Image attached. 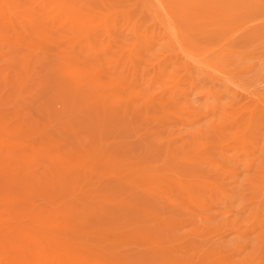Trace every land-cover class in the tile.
I'll return each instance as SVG.
<instances>
[{"label": "rangeland", "instance_id": "374dc122", "mask_svg": "<svg viewBox=\"0 0 264 264\" xmlns=\"http://www.w3.org/2000/svg\"><path fill=\"white\" fill-rule=\"evenodd\" d=\"M38 1L48 9L57 5L53 0ZM117 1L79 0V3L104 13L108 6L105 2L111 5ZM121 1L129 3V0ZM177 2L179 9L174 10V18L165 10L147 12L142 14L135 28L133 23L129 24L133 28L127 29L126 22H120V28H113L110 33L104 28L96 31L99 40H104L97 50L79 46L81 69L78 72L74 69L73 73L91 77L88 71L91 65L96 68L102 65L105 71L97 84L84 88L91 90L87 94L82 90L75 94V89L67 84L71 67L64 53L37 55L46 60L33 76L38 75L40 79L29 80L28 85L21 83L27 72L24 66L27 51L10 40L4 43L0 40L3 51L0 117L16 125L26 123L42 131L49 130L50 137L66 148L100 150L115 160L151 171L150 183L146 178L148 174L131 178L127 174L98 170L89 174V178L79 177L62 191L55 185L59 198L47 207L50 213L66 217L57 218L68 221L59 229L72 230L75 236L99 231L106 226L103 221H108V217L114 219L112 224L121 230L138 226L136 238L132 239L133 233L124 243L123 240L114 245L121 257L120 264H218L221 255L225 256L226 264H264L261 174L264 126L252 127L253 134L249 132L259 143H250L245 149L241 139L251 111L264 107V0H175ZM2 31L4 28L0 25V33ZM57 31L59 36L67 32L65 29ZM167 31L186 32L190 37L200 38L201 53H197L202 55L190 51L193 58H198L196 62L189 58L190 52L185 53L186 48L182 50L185 46L176 39L178 35L174 33V39ZM64 45L67 46L57 41L52 49L57 51ZM122 51L126 53L121 54ZM239 51L245 53L241 58L236 57ZM93 52L98 54V59H91ZM126 56L143 58L142 62L152 60V66L140 62L133 68L125 62ZM209 56L221 70H212L203 61L199 63L200 58ZM184 59L196 66L198 81L195 84L188 81L176 85ZM165 61L161 68L160 63ZM203 68L217 73L222 81L212 86V78ZM155 71L162 75L154 82L150 79L151 72ZM111 76L123 83L114 89L116 92L107 84ZM238 83H242L240 87ZM141 89L149 93L151 96L147 98L152 100H147L146 95L138 97L137 91ZM110 90L113 94L107 97ZM117 92L121 94L119 98L115 96ZM176 109L181 112L178 117L168 115ZM43 150L36 153L47 156L48 152ZM49 159L48 156L31 167L32 179L45 184L61 178L62 173L67 178L74 176L72 167L57 171ZM30 199L36 203L44 201L41 195L35 194ZM111 202L114 207H110ZM130 205L144 206L146 212L132 210ZM106 207L114 211L115 218L104 211ZM255 218L261 219V223L253 229ZM227 220L232 223H226ZM162 221L169 225L165 227ZM148 229L162 239L147 238ZM168 245L175 246L176 250L167 256Z\"/></svg>", "mask_w": 264, "mask_h": 264}, {"label": "bare ground", "instance_id": "6f19581e", "mask_svg": "<svg viewBox=\"0 0 264 264\" xmlns=\"http://www.w3.org/2000/svg\"><path fill=\"white\" fill-rule=\"evenodd\" d=\"M55 2L57 5L48 9L43 7V4L38 0H0V25L4 28V31L0 33V40H2L3 43L7 40H10L14 44H19L20 47L26 49L27 52L25 53L26 59L24 61V66L26 67L27 72L21 82L26 85L29 84V80L34 79V81H36V79H40V76L38 75L35 78L33 76H35L34 74L38 72L37 68H40L43 64H45L44 61L46 60L43 61L42 59H39L37 55H43L47 53H64L69 59V61L66 62L68 63V66L71 67L67 77V84L72 89H75V94H78V91L80 93L81 90L85 94H87V92L91 93V90H84V88L92 83L95 84L97 79H100L105 75V71L101 68L102 65H99L97 68L93 65L88 67V71L92 73L91 77L88 75H80L76 72H72L74 69H77V72L78 69H81L79 66L81 61H79L80 45L95 51L97 50L98 46L103 43L104 40H99L97 34L95 33L96 31L104 28L106 33H110V30H113V28H120V22H126L127 29L130 28L131 25L129 26V24L131 23H133V27L135 28L136 22L142 18V14L147 12H158L159 10H165L164 12H168L174 18V10L176 11L179 9V3H175V0H129V3L124 2L125 4H123L121 0H118L111 5L105 2V5L108 6L104 13L95 11L86 5L79 3V0L52 1L53 4H55ZM136 14L141 15L136 16ZM178 14L179 13H177V15ZM153 17L155 18L154 15ZM161 25L162 24H160V26ZM133 27L131 26V28ZM59 29H65L67 32L59 36V31H57ZM173 30L175 29L173 28ZM134 31L135 30H133V32ZM179 32L176 34L175 32L167 31L171 37H173V35L175 37V34L178 35V38L176 39H178L182 45L184 44L183 46L185 47H182V50L186 48L185 53L191 51L196 54L197 51H200V38H196L195 36L190 37L186 32L184 33L183 31V35ZM163 34L168 35L165 34V32ZM135 35L137 34L134 33V36ZM157 40H159V38H157ZM262 40H264V37H262ZM57 41L64 42L67 46L65 47L64 45V47H61V49L57 51L52 49V45L57 43ZM155 42L157 43L158 41ZM173 43L174 42H171L170 44ZM231 45L234 46V43ZM127 46L128 45L125 47L127 48ZM207 50H209V48ZM239 50L241 49L239 48ZM124 51H122L121 54H125L126 52ZM200 53H197L199 54L198 56L202 55ZM262 53H264V51H262ZM2 54L3 51L0 50V56ZM243 54H245L244 51H239V54H237L236 57L241 58ZM247 54H249V52ZM97 55L98 54L93 52L91 59H98V57H96ZM182 56L184 57V55ZM189 56V58L194 60L197 58H193L194 55L192 53ZM142 59H134V57L133 59H128L127 57L125 62L130 64L133 68H135L140 62L152 66V60H147L148 62H142ZM187 59L183 60L182 66L179 69L180 76H177L176 85L188 81L192 84H195L198 81L196 80L197 77L195 74L197 71L195 70L196 66H192L193 63L190 65ZM200 59L199 63L203 61L204 64L210 66L212 70H221L220 66L216 64V61L212 56L202 58L201 60ZM177 60L179 62V59ZM167 61L160 63L162 64L161 68L164 67ZM160 64L158 63V65ZM196 65L198 66V64ZM197 68L199 69V67ZM203 70L207 73V76L212 78L210 81L212 86H216L218 82L222 81V77L220 78L217 73L210 72V70L208 71L206 68H203ZM151 73L152 77L150 80L154 82L162 75V72L158 73V71ZM8 75L9 74L7 73L5 79H7ZM120 81H118L117 78L112 77L107 79V84L112 90H114L116 87L123 84L122 81ZM31 82H33V80ZM241 84L242 83H238L237 85L240 87ZM112 90L107 93H110ZM145 92L146 91L142 89L137 91L138 97L139 95L142 97L146 95L147 98V95L150 94H146ZM112 94L113 92L107 94V97ZM120 95V92L115 94V96L118 98ZM150 98L151 97L147 98V100H152ZM115 107L113 106V108ZM171 112L168 113V115L172 117L175 116V118L181 113L179 109L173 110V114ZM261 125L264 126V107H262L260 111L254 108L251 111L249 124L245 129H243L244 133L241 135L242 145L245 149L249 148L251 145L250 143H259L258 140L252 138L253 135L250 133L254 131L252 130V127L258 128ZM47 131L49 132V130L44 129L42 131L40 128L28 125L26 123L16 125L0 117V264H120L119 259H121V257L119 256V252L115 249L114 245H117V242H122L123 240L124 243L127 239H130V236L133 233L135 234L132 239L136 238L139 235V232H136V230H138V226L121 230L115 225V223L112 224L114 219H110L112 220L110 221L108 217V221H103L106 223V226L100 227V229H98L99 231L97 232H95V230L86 231L81 235L75 236L72 230H60L59 228L61 224H67L68 221H58L57 218L66 217H59L48 211V208L51 207V205L54 204V202L59 198V196H56L57 192L55 191V185L59 187L58 191H62L66 187H70L72 183L74 184L75 181H78L79 177L83 176L84 178H89V174L97 172L98 170L102 173L127 174L131 176V178L142 176L146 177L148 174V177L146 178H148V182H150L149 177L152 174L149 173H151V171L147 168L143 169L126 161L115 160L113 157H110L111 155L107 156L108 154L105 155L100 150H90L89 152L79 148H66L63 143L58 142L59 140L56 141L52 139ZM241 133L242 132H240V134ZM53 136L55 137V135ZM39 149L46 150L48 155L42 156L40 153H36V151ZM44 150L43 152H45ZM48 156L50 157L49 160L53 164L55 170L57 169V171H62L65 170V168L71 170L69 168L72 167L74 176L67 178L64 176L65 173H62L61 178L51 180V182H47L45 184H41L39 180L32 179L30 173L31 167L38 165L39 161L43 162ZM251 164L253 167L255 163L252 162ZM261 168L262 184H264V164L261 165ZM69 172L71 173V171ZM151 177L153 178V176ZM145 182H147V180ZM33 194L36 196L41 195L44 201H41V203H36V201L31 200L30 196ZM114 206L115 204L111 202L110 207ZM110 207H106L104 211L106 210L108 215L113 216L114 211L110 209ZM129 208L132 210L146 212V208L144 206L130 205ZM133 213L135 214L136 212ZM148 216L153 217L154 215L149 214ZM207 217L209 218L210 216L208 215ZM67 218L69 217L67 216ZM113 218L115 217L113 216ZM260 220L261 219L259 218H255V221L252 223L253 229L256 228V225L258 226L261 223ZM163 222L164 221L160 223L163 224ZM226 223L232 222L227 220ZM163 225L165 226L166 223ZM168 225L169 223L166 226ZM234 226H236V221ZM76 231L81 233L83 230ZM146 236L147 238H152L151 240L154 238L162 239V236L158 237L150 232V230L147 232ZM110 238H112V240ZM173 250H176L175 246L168 245L165 251L166 255L168 256V253L172 252ZM124 257L125 256H123V258ZM220 258L221 259L218 264H226V262L223 261L225 260V256L221 255Z\"/></svg>", "mask_w": 264, "mask_h": 264}]
</instances>
